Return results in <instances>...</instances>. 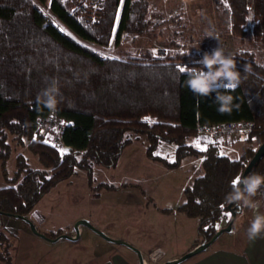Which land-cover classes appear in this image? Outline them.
<instances>
[{
  "label": "trees",
  "instance_id": "16d2710c",
  "mask_svg": "<svg viewBox=\"0 0 264 264\" xmlns=\"http://www.w3.org/2000/svg\"><path fill=\"white\" fill-rule=\"evenodd\" d=\"M35 1L43 4L46 0ZM225 1L232 32L245 34L251 12L253 38L264 45V0H253L252 11L245 0ZM119 2L105 0L95 22L73 13L71 4L63 0H52L50 13L79 38L106 45ZM146 9V0L122 1L113 33L115 43L125 30L148 27ZM211 52L202 45L193 54L163 58L103 56L47 22L34 0H0V172L4 182L0 186V216H26L55 183L71 176L75 167L90 172L94 164L115 165L131 142V132L143 135L148 142L147 155L168 168L178 167L187 156H203L201 172L184 188V201L177 210L198 218L197 234L208 241L223 210L232 213L242 208L236 203L228 206L230 182L243 173L264 141V62L246 52L235 58L241 82L234 90H219V94L232 97L228 110L220 112L217 93L207 97L193 94L186 85V72H181L177 63L184 59L188 67H200L198 61ZM53 79L59 87L55 111L66 121L61 134L68 146L64 154L36 132L37 119L52 111L38 96ZM238 119L253 121L246 140L257 146L244 145L236 158L221 153L216 143L205 150L189 143L196 123ZM11 142L35 156L41 167L31 166L23 153H17L10 173ZM161 142L175 145L172 161L153 154ZM253 172L264 174V153L245 177ZM261 196L264 186L251 199ZM8 245L0 230V261H8Z\"/></svg>",
  "mask_w": 264,
  "mask_h": 264
},
{
  "label": "rangeland",
  "instance_id": "374dc122",
  "mask_svg": "<svg viewBox=\"0 0 264 264\" xmlns=\"http://www.w3.org/2000/svg\"><path fill=\"white\" fill-rule=\"evenodd\" d=\"M63 1L71 4L73 13L88 18L89 22L100 18L105 5V0H99V9L82 10L79 6L75 8L79 4L78 0ZM122 1L117 6L112 36L106 45L83 40L64 26L62 29L82 45L103 56L118 58H163L157 51L152 50L158 47L164 48L166 55L193 54L202 45H207L213 51L216 49L215 35L219 34V38L227 41L226 54L238 58L246 52L252 54L256 61L264 62V52L256 49L251 40V12L245 23V34L236 35L231 30L225 0H146L144 20L149 23L148 27L125 30L115 43L113 33L119 21ZM34 2L44 14L49 15V10H43L46 9L47 1L44 4L35 0ZM245 2L246 5H253V0ZM229 31L232 33L224 35ZM257 44L264 47L259 42ZM177 63L182 64L184 69L188 67L187 60H178ZM128 136L131 142L122 149L115 165L104 167L94 164L90 172L75 167L71 176L59 180L37 201L26 218L50 237L61 234L74 237L76 232L73 224L77 220L85 219L108 237L120 239L138 249L144 264H162L180 258L204 242V238L197 234L198 218L189 217L177 210L184 201V188L201 172L200 159L198 156H187L178 167L168 168L147 155L148 142L143 135L135 136L129 132ZM198 138L199 147L194 144ZM44 139L51 143L47 137ZM243 141L245 145L257 146L255 142L248 143L246 138ZM189 143L201 150L213 142L194 133ZM11 146L12 154L7 162L10 173L14 170V157L17 153H23L31 166L41 167L36 157L24 147L17 146L14 142H11ZM174 151L173 143L161 142L153 154L172 161ZM1 185L4 182L0 172ZM253 202L258 207L253 209L242 206L235 212L231 230L222 232L219 241H229L232 235L236 239L239 234L244 235L254 215L257 212L264 214V196ZM33 213L36 215L33 216ZM231 218L232 213L223 210L215 222V232L224 228ZM0 222L1 230L9 241L8 264H33L35 260L38 264H43L47 260L42 259L44 249L35 245L33 232L23 219L2 215ZM41 223L43 226H40ZM81 229L78 243H65L53 248L48 254V260L52 257L59 264H89L101 258V261H105L106 257L117 252L119 256L139 264L137 253L126 244L108 241L88 226L82 225ZM196 254L176 264H189L196 258ZM7 262L2 260L0 264Z\"/></svg>",
  "mask_w": 264,
  "mask_h": 264
},
{
  "label": "clouds",
  "instance_id": "9594fccd",
  "mask_svg": "<svg viewBox=\"0 0 264 264\" xmlns=\"http://www.w3.org/2000/svg\"><path fill=\"white\" fill-rule=\"evenodd\" d=\"M251 19V18H250ZM211 36V33L208 34ZM200 67H186V85L198 96L207 97L215 92L216 101L219 104L218 111L228 110L232 97L230 95L219 94V90H234L240 84V72L237 71L235 57L226 54L221 47H217L211 53H205L200 61ZM248 71L247 68L244 69ZM59 87L55 79L42 90L38 100L53 112L58 104ZM231 191L226 195V200L236 203L238 206L257 208L258 205L252 201V197L264 186V174L253 172L247 177L242 174L237 175L230 182ZM33 216L36 214L33 213ZM264 233V214L256 213L250 221L247 235L250 240H254Z\"/></svg>",
  "mask_w": 264,
  "mask_h": 264
},
{
  "label": "crops",
  "instance_id": "0c3cea01",
  "mask_svg": "<svg viewBox=\"0 0 264 264\" xmlns=\"http://www.w3.org/2000/svg\"><path fill=\"white\" fill-rule=\"evenodd\" d=\"M241 143V144H239ZM245 145L243 140H224L218 143L221 153L228 155L231 158H236L240 155L242 147ZM202 155L198 156L200 163ZM200 167V165H199ZM200 173V172H199ZM39 221V220H38ZM40 222V221H39ZM43 223L40 224V226ZM43 226V225H42ZM82 225H79V234L82 232ZM39 233L44 234L46 237H42L33 231V241L35 245L40 246L43 250L42 259H47L43 264H59L55 262V258L52 257L48 260V254H50L53 248L62 246L65 243H78V239H67L64 237H50L47 232L39 230L35 227ZM50 230V229H49ZM220 235L204 250L198 252L196 256L189 264H264V233L254 240H250L247 235V228L244 235L239 234L236 239L233 235L229 241H219ZM112 256L106 257L105 261H93L89 264H134L133 261L119 256L117 252L111 254ZM68 257V255H66ZM59 260V259H58ZM37 262V260H35ZM33 262V264L35 263ZM38 264V262L36 263ZM69 264V262H68Z\"/></svg>",
  "mask_w": 264,
  "mask_h": 264
},
{
  "label": "built area",
  "instance_id": "2783aa9c",
  "mask_svg": "<svg viewBox=\"0 0 264 264\" xmlns=\"http://www.w3.org/2000/svg\"><path fill=\"white\" fill-rule=\"evenodd\" d=\"M46 9L44 11H50V3L52 0H46ZM168 1V0H162ZM79 4L76 5L75 8L78 6L82 10H92V9H99V0H78ZM44 4V3H43ZM248 9H252V4L246 5ZM40 8V7H39ZM73 8V9H75ZM42 12V11H41ZM43 13V12H42ZM45 16L47 22L53 24L57 29H62V25L58 22V20L51 14ZM232 32H226L224 35L231 34ZM219 34L215 35V46L221 47L224 52L227 47V41L219 38ZM256 49L259 51L264 52V47L257 44L258 42L252 38L251 39ZM153 51H157L159 56H165L166 51L162 47L154 48ZM155 55V54H154ZM157 55V56H158ZM182 64H179V67L182 68ZM66 126V121L64 118L58 116L56 111H51L46 117L38 118L36 124V132L44 137H47L51 143L59 149L66 150L68 146L64 144L61 138V134L63 132L64 127ZM253 127V121L251 119H238V120H230V121H223L218 123H196L195 125V134L205 136L209 139L210 142L213 143H220L224 140H243L247 137L249 132ZM0 230H1V222H0Z\"/></svg>",
  "mask_w": 264,
  "mask_h": 264
},
{
  "label": "water",
  "instance_id": "95a60500",
  "mask_svg": "<svg viewBox=\"0 0 264 264\" xmlns=\"http://www.w3.org/2000/svg\"><path fill=\"white\" fill-rule=\"evenodd\" d=\"M264 153V141L262 143H260L253 156L251 157L250 161L248 162V164L246 165L242 175L245 176V174L251 169V167L255 164V162L261 157V155ZM232 203L229 202L228 206H230ZM18 218H21L23 219L24 221L27 222V224L30 226L31 230L42 236V237H46L44 234L42 233H39L35 226L33 225V223L26 218V216H16ZM235 217V212H232V218L231 220L229 221V223L222 229H219L217 230L213 236L208 240V241H204L202 243H200L199 245H197L195 248H193L192 250L188 251L187 253H185L184 255H182L180 258H175V259H172V260H169V261H165L163 262L162 264H176L180 261H183L185 260L186 258L190 257L191 255H194L202 250H204L207 246H209L222 232L224 231H230L231 230V222L233 220V218ZM79 225H85V226H88L89 228L93 229L97 234H99L101 237H103L104 239L108 240V241H111V242H114V243H121V244H126L128 247L132 248L136 253H137V256H138V263L139 264H144L143 263V260H142V257H141V253L138 249H136L135 247H132L131 245L125 243L124 241L120 240V239H113V238H110L108 237L107 235H105L103 232L99 231L98 229H96L95 227H93L89 221L85 220V219H80V220H77L74 224H73V228L76 232V235L74 237L72 236H69L67 234H61L59 237H64V238H67V239H77L78 236H79V231H78V226Z\"/></svg>",
  "mask_w": 264,
  "mask_h": 264
},
{
  "label": "snow or ice",
  "instance_id": "6c2138e0",
  "mask_svg": "<svg viewBox=\"0 0 264 264\" xmlns=\"http://www.w3.org/2000/svg\"><path fill=\"white\" fill-rule=\"evenodd\" d=\"M181 72H183L184 71V68H180L179 69ZM199 143H200V141H199V138L196 140V141H194V144L196 145V146H198L199 147ZM201 150H205V149H201ZM61 154H64V150H62V153Z\"/></svg>",
  "mask_w": 264,
  "mask_h": 264
}]
</instances>
